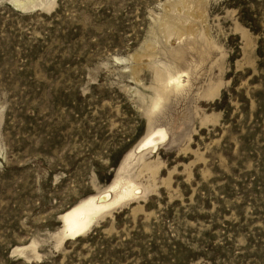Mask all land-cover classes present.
Returning a JSON list of instances; mask_svg holds the SVG:
<instances>
[{
	"label": "rangeland",
	"instance_id": "obj_1",
	"mask_svg": "<svg viewBox=\"0 0 264 264\" xmlns=\"http://www.w3.org/2000/svg\"><path fill=\"white\" fill-rule=\"evenodd\" d=\"M37 1L0 0V264H264V0Z\"/></svg>",
	"mask_w": 264,
	"mask_h": 264
},
{
	"label": "bare ground",
	"instance_id": "obj_2",
	"mask_svg": "<svg viewBox=\"0 0 264 264\" xmlns=\"http://www.w3.org/2000/svg\"><path fill=\"white\" fill-rule=\"evenodd\" d=\"M36 1L37 0H9V3L11 4L10 6H12V8L21 12L30 8L35 4ZM45 2L46 1H44V3ZM44 5L42 7H44ZM46 7H48V5ZM180 79V75H171L169 82L172 85L170 86L175 85L176 88L181 87L182 82L180 81ZM156 133L157 135L160 134L163 139L166 136V132L163 130H157ZM156 145L157 144L155 143L152 136V138L145 142L144 148H148L150 146L155 147ZM135 191L136 188L134 186L125 187L120 191V193L115 195L114 199H112L109 195H104L93 196L82 200L60 216V220L63 224V239H74L83 235L95 224L98 219L102 218L107 211L111 210L119 202L133 197L135 195Z\"/></svg>",
	"mask_w": 264,
	"mask_h": 264
}]
</instances>
